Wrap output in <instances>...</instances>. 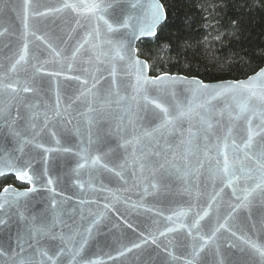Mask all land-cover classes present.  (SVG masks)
<instances>
[{
	"label": "water",
	"instance_id": "95a60500",
	"mask_svg": "<svg viewBox=\"0 0 264 264\" xmlns=\"http://www.w3.org/2000/svg\"><path fill=\"white\" fill-rule=\"evenodd\" d=\"M62 2L63 0H0V32H4L0 36V65L4 66L0 67V80L3 83H14L18 89L16 93H11V90L0 92V109H3L0 114V160L6 159L13 152L20 155L19 149L23 148L25 158L36 157L33 167L41 172L46 167L48 173L35 182V190L27 196L13 198L9 193L10 203L2 198L5 187L0 191V203L4 204L0 208V219L6 221V224L0 225V251L3 252L0 255V264H19L22 258L28 257H32L33 264H80L81 257L97 264H160L161 258L165 264H187L189 260H193V264H221V261L223 264H246L239 249H246L245 238L259 242L264 237V203L253 199L248 208L240 210L234 219H229L228 227L220 229L216 239L205 245L199 256L193 258L190 249L184 251L176 247L177 240H191L189 229L192 230V235H196V229L192 228L195 214H202L217 192L219 195L212 203L209 217L215 224L219 215L220 222L224 223L229 204L236 203L235 197L231 195L232 188L218 180H212L207 172L206 160L204 168L198 169L199 175H193L197 171L198 161L203 158L202 152L188 157L191 164L187 170L188 175L180 179L174 178L164 186L160 183L159 169L153 173L149 168L140 167L144 159L141 148L146 153L153 147L151 143L142 139L139 145L125 144V140H134L141 136V130H134L127 123L128 117L125 115L127 105L135 106V102L128 99L117 104L115 101L119 97L113 95L110 98L111 103L103 106L100 104V100L107 99L106 90L115 87L111 84L113 79L119 86V95L131 97L134 93L127 84L134 83V76L124 74L123 62L113 58L114 53L103 43L107 28L97 16L104 15L105 19L112 22L113 16L121 15L135 0H87L112 5L107 12L96 15L70 9L62 13L50 12L46 16L34 15L37 10L48 12V9L60 7ZM25 18L30 29H38L36 35L42 37L37 40L29 34V49L31 51L39 47L43 54L39 56L38 62L30 56L27 64L17 66L15 72H10L5 77V69L17 58L16 54L21 47ZM165 21L166 19L158 26L156 35ZM97 26L100 29L99 40L95 38L94 30ZM155 36L142 37L135 42V48L137 49L140 41ZM85 38H89L88 43L72 58L71 53ZM53 47L62 52L61 58L54 59ZM64 56L67 58H63ZM137 57L147 62L139 56L138 51ZM69 64L71 68L68 67ZM84 69L88 71L85 72ZM54 71H59L61 75L50 76L49 73ZM146 75L150 78L156 77L151 75L149 67ZM76 76H80L82 80L87 79V85L73 79ZM93 76L99 80L93 89V92L100 89L98 98L94 99L90 94L79 96L80 91L91 88L94 83ZM204 83L211 85L218 82ZM25 86L32 91L23 92ZM145 94L147 99L144 98ZM58 99L60 116L56 117ZM178 99L182 102L184 98ZM152 100L165 106L176 102L170 94L154 91L151 86L137 97L141 106L154 108L150 103ZM89 106L93 111H89ZM17 111L23 119L16 118ZM45 114L48 116L47 128L44 127ZM33 115L35 119H29ZM222 120L227 124V114ZM255 122L254 118V124ZM192 123L195 124L196 121L193 120ZM32 124L36 125L35 130L32 129ZM238 124L242 126L243 122ZM187 126L186 123L185 128ZM118 128L125 131L121 133ZM52 132L56 135L53 136ZM25 140L32 143H24ZM57 140L60 141L59 144L56 143ZM100 142L102 146H99ZM37 143H42L43 147H36ZM160 147L163 149V144ZM64 148L70 151L65 152ZM172 151L176 153L173 162L182 165L180 149ZM97 156L100 157L99 161L92 164V159ZM167 159L173 160L171 152ZM79 164H85V167L79 168ZM8 176L14 177L19 184L25 186H6L17 192L33 187L27 181L17 180L14 173L0 176V179ZM49 178L53 181L51 185L47 183ZM153 183L156 184L155 188L152 187ZM106 204L107 208L104 207ZM181 211L187 215H177ZM97 214H102V219L93 225L92 221ZM169 216L172 217L171 220L168 219ZM209 217L200 221L201 235L210 234L204 228ZM126 222L133 227L128 228ZM26 228L32 229L34 233L38 229L44 230L40 235L42 245L52 236H63L65 239L62 245L59 239L52 243L57 245V253H60V247L64 251L56 255L50 247L45 246L43 250L48 251L52 260L42 256L39 251L33 253V249L40 246L35 240L31 241L32 247L25 242ZM167 228H174L176 231L167 232ZM232 231H236L235 236ZM160 232H165V235L161 236ZM18 234H24V240L20 241L23 251L18 246ZM69 236L77 241L87 239V244L79 255H76L78 245L69 242ZM153 239L156 244L152 243ZM145 240L147 243H144ZM133 243H141L142 247L124 256L119 255L120 251L131 247ZM231 245L235 247H230ZM165 248L167 251H164ZM168 252L177 258L173 259Z\"/></svg>",
	"mask_w": 264,
	"mask_h": 264
},
{
	"label": "snow or ice",
	"instance_id": "6c2138e0",
	"mask_svg": "<svg viewBox=\"0 0 264 264\" xmlns=\"http://www.w3.org/2000/svg\"><path fill=\"white\" fill-rule=\"evenodd\" d=\"M110 7H112L111 4L87 2V0H76V2L63 0L60 7L48 9V12L37 10L34 15L37 17L46 16L50 12L62 13L68 9L74 12L96 15L97 13L107 12ZM97 19L102 20L107 28L103 43L108 46L111 53H114L113 58L123 62L122 71L124 74L134 76V83L127 84V87L131 88L134 93L131 97H127V95L120 96L119 86L116 85V81L113 79L111 84L115 87L106 90L107 99L100 100V104L103 106L105 103H111L110 98L113 95L119 97L115 101L117 104L128 99L135 102V106L133 104L127 105L125 115L128 117L127 123L134 130L136 128L141 130V136L135 137L134 140H125V144L135 143L139 145L142 139H147L153 146L146 153L141 148V155L144 157L140 164L141 169L149 168L153 173L159 169L161 172L160 183L167 186L174 178L180 179L188 175L187 170L191 167L188 157L202 152L203 158L198 161L197 171L193 175H199L198 169L204 168L206 160L207 172L212 180H218L221 184L232 188L231 195L235 197L236 203L229 204L224 223L220 222L219 215L216 217L215 224L212 223L211 217H209L212 203L215 202V197L219 195L217 192L209 202L208 208L203 210L202 214L200 212L195 214L192 228L196 229V235H192V230L189 229L188 235L191 236V240L184 238L177 240L176 247L184 251L190 249L191 256L195 258L204 250L205 245L216 239L220 229L228 227V220L234 219L240 210L248 208L253 199H259L264 203V69L249 77L246 81H225L211 85L195 77L189 79L169 73H162L159 76L150 78L146 75V69L149 66L146 61H141L137 57L138 50L134 45L142 37L155 36L158 26L166 19V12L159 0H135L126 11H122L121 15L113 16L112 22L105 19L104 15L97 16ZM23 27L25 31L21 38V47L16 54L17 58L11 62L10 67L5 69V77L8 76V73L15 72L17 66L27 64L30 56L38 62L39 56L43 54L39 47L30 51L27 40L29 34L35 36L37 40L42 39V37L36 35L38 29H30L26 18ZM94 31L95 38L99 40V27L97 26ZM2 35H4V32H0V36ZM88 39L85 38L84 42L75 48L71 53L72 58H75L77 53L84 48V45L88 43ZM52 53L54 59L62 57V52L57 51L54 47ZM63 58L67 57L64 56ZM56 62L59 63V60ZM0 67L4 66L0 65ZM68 67L71 68V64ZM39 70L37 69V71ZM84 71L87 72L88 69H84ZM112 74L115 75L114 68ZM49 75L59 76L61 73L54 71ZM92 78L94 83L91 88L80 91L79 96L90 94L94 99L98 98L100 89H97L96 92H93V89L96 88L99 80L95 76ZM73 79L81 81L82 85L88 83L87 79L82 80L80 76L73 77ZM148 86H151L154 91L170 94L176 102L171 106H165L156 100H152L150 103L154 105V108H150L148 105L141 106L137 101V97L145 92ZM7 90H11V93L18 91L16 84L3 83L0 80V92ZM22 90L26 93L32 91L28 86H25ZM79 96L77 99H79ZM178 97H183V101L181 102ZM144 98L147 99L146 94ZM56 108L55 116L59 117V99ZM89 111H93L91 106H89ZM2 112L3 109H0V114ZM225 114H227V124L222 120ZM16 118L23 119L19 111L16 113ZM254 118L256 119L255 124ZM29 119H35V116H30ZM193 120L196 121L195 124L192 123ZM47 121L48 116L45 114V128L48 127ZM241 121L243 122L242 126L238 124ZM58 123L62 124L63 122L58 121ZM186 123L187 128H185ZM31 127L33 130L36 129L35 124H32ZM118 131L122 133L125 130L118 128ZM37 135H39L38 132ZM52 135L55 136L56 133L52 132ZM177 140H179L178 144L176 143ZM24 143H32V141L25 140ZM56 143L59 144L60 141L57 140ZM161 144L164 146L163 149L160 147ZM99 146H102V142ZM36 147L42 148L43 144L37 143ZM173 149H180L182 165L173 162L176 157V153L172 151ZM45 151L51 150L45 149ZM63 151L69 152L70 149L64 148ZM19 152L20 155L13 152L8 154L6 159L0 160V176L14 173L17 180L27 181L33 187L24 192H17L11 187H5L2 198L9 203L11 202L9 193L13 198L25 197L29 192L35 190V182L48 174L46 167L42 172L33 167L36 157L25 158L23 148H20ZM169 152H171L173 160L167 159ZM99 159L98 156L94 157L92 164H96ZM44 163L46 164L47 161L45 160ZM78 167L84 168L85 164H79ZM104 167H107V165ZM117 175H120V173H117ZM47 183L51 185L53 181L49 178ZM152 187L155 188L156 184L153 183ZM220 191L222 192L223 188ZM3 207L4 204L0 203V208ZM53 207H55V202H53ZM104 207L107 208L108 205L106 204ZM177 215L184 216L187 213L181 211ZM205 217H209L208 223L204 225V228L210 233L207 236L200 234V221L204 220ZM101 219L102 214H97L92 224L99 223ZM168 219L171 220L172 217L169 216ZM4 224H6V221L0 219V225ZM127 227L132 228L133 226L131 223H127ZM43 231V229H38L34 233L32 229L26 228L27 240L25 242L29 244V247H32L31 241L35 240L40 247L34 248L33 253L39 251L42 256H47L49 260H52V256L48 255V251L43 250V248L48 246L54 254L59 255L64 251L63 247H60V253H57L55 251L57 245L52 242L59 239L62 245L65 238L63 236L59 238L52 236L44 241L42 245L40 235ZM166 231L175 232L176 229L167 228ZM88 232H91V226L88 228ZM160 235L164 236L165 232H160ZM232 235L235 236L236 231H232ZM21 240H24V234L17 235L18 246L23 251V245L20 244ZM68 241L78 245L76 255H79L84 245L87 244V239L77 241L72 236L68 237ZM144 243H147V241L145 240ZM152 243L156 244V240L153 239ZM169 243L171 244V241ZM244 244L247 250L241 248L239 251L243 254L246 264H264V237H261L259 242L255 239L245 238ZM141 247V243H133L131 247H126L124 251H120L119 255L124 256L126 253ZM157 247L159 248V245ZM230 247H235V245ZM164 251H167V248ZM0 255H3L2 251H0ZM168 255L172 256V253L168 252ZM172 258L176 259L177 257L172 256ZM73 259H75V256ZM19 264H33L32 257L22 258ZM80 264H97V262L81 257ZM160 264H165L163 258H161ZM187 264H193V260H189ZM221 264H223V261H221Z\"/></svg>",
	"mask_w": 264,
	"mask_h": 264
},
{
	"label": "trees",
	"instance_id": "16d2710c",
	"mask_svg": "<svg viewBox=\"0 0 264 264\" xmlns=\"http://www.w3.org/2000/svg\"><path fill=\"white\" fill-rule=\"evenodd\" d=\"M166 21L138 43L150 73L240 81L264 67V0H160ZM14 177L0 179V191Z\"/></svg>",
	"mask_w": 264,
	"mask_h": 264
}]
</instances>
